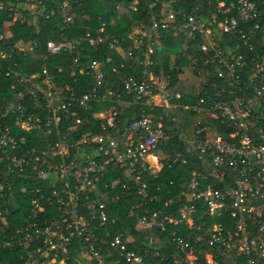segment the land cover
Here are the masks:
<instances>
[{"label": "built area", "instance_id": "built-area-1", "mask_svg": "<svg viewBox=\"0 0 264 264\" xmlns=\"http://www.w3.org/2000/svg\"><path fill=\"white\" fill-rule=\"evenodd\" d=\"M143 2L132 0V9ZM176 4L154 0L147 6L148 14L161 7L150 31L142 25L131 29L136 48L141 49L134 63L143 70L123 85L122 92L131 98L128 103L121 91L98 96L92 89L78 99L73 94L62 97L46 70L42 81L46 87L39 83L27 87L19 80L18 86L35 104L31 113L18 103L0 111L3 118L13 117L12 128L0 125V162L5 163L0 174V262L1 256L12 254L17 264H68L67 256L78 254L76 264L81 258L88 264H105L104 254L112 250L128 264H144L145 250L139 255L134 247L127 250L121 236L107 238L108 224L115 223L108 204L119 202L131 189L142 201L149 193L144 176L157 177L163 167H184L192 159L196 164L184 179L175 214H135L144 205L140 203L130 208L127 219L134 218L147 232L150 245L152 233H164L171 225L196 231L186 238L170 233L177 251L174 264H264V0H198L191 14L183 17ZM63 7L69 10L67 2ZM31 9L40 13L37 6ZM12 11L13 21L22 20L23 10ZM103 28L104 24L99 33ZM159 30L172 31L176 38L183 34V50L195 45L204 58L192 59L191 69L201 77L189 82L192 105L173 103L182 95L170 92L171 68L159 75L153 68L152 58L161 51ZM87 37L90 46L103 43L99 36ZM2 40L0 35V44ZM107 46L119 51L115 41ZM74 49L66 41L46 43L50 55ZM5 58L0 45V59ZM170 58L173 66L175 58ZM106 65H112L111 58L91 61L79 75L91 74L100 86ZM70 77L75 83L73 72ZM18 96L23 99L24 92ZM106 96L115 98L117 106H139L142 116L120 126L115 108L96 112L92 116L102 133L75 135L82 124L75 102L90 110L91 103L104 104ZM189 112L198 119L189 121ZM63 120L69 126L60 135ZM26 133L42 142L27 146ZM173 141L178 145L172 147L180 145L183 153H161ZM108 168L124 170L131 181L118 176L109 189L102 182ZM198 213L201 221L196 226Z\"/></svg>", "mask_w": 264, "mask_h": 264}, {"label": "trees", "instance_id": "trees-1", "mask_svg": "<svg viewBox=\"0 0 264 264\" xmlns=\"http://www.w3.org/2000/svg\"><path fill=\"white\" fill-rule=\"evenodd\" d=\"M154 0H144V2L132 9V0H0V35H3L1 47L6 53L5 59H0V111H4L11 103H18L26 112H34L32 105V96L25 89L18 86L20 79L26 81V86L34 88L35 83H39L46 87L43 79L48 76L55 78L56 89L61 92L62 97H70L73 94L75 99L82 97L92 89H96L97 95H106L109 91H121L122 99L126 103L131 98L126 96L123 91V85L130 77H137L143 70L134 63L137 56L141 55V49H137L135 37L131 35V29L143 26L146 31H150L153 20H156L161 5L153 8V14L147 12L148 4H152ZM169 1V0H168ZM176 10L181 16L191 14L193 7L198 0H176ZM68 3L69 10L63 5ZM31 6H37L39 14L31 9ZM23 10L22 20L13 21L14 12L12 10ZM67 17L71 18V22L66 23ZM104 24L102 33H99L100 26ZM101 37L103 43L98 47L89 45V39ZM172 31L159 30V45L161 48L160 55L156 54L153 59V68L157 75L161 72L168 71L170 78V92H179L182 98L173 100L174 104L192 105L194 97L191 95V86L189 82L200 81L199 72L192 70V59H204L199 53L195 45L187 50H182L173 55L170 49L178 44H183L185 38L183 34L178 37L173 36ZM54 41L60 43L66 41L75 45V49L59 55H50L46 51V43ZM115 41L119 51L110 50L107 46L108 42ZM180 42V43H179ZM22 46L26 51L17 47ZM174 56L175 62L172 66L169 58ZM107 58H111L112 65H106L103 70L101 85H97V81L92 75H79V71L84 69L91 61L103 62ZM123 67L120 68V65ZM113 67L117 68V72L112 71ZM46 70V75L43 74ZM74 73L75 83L72 82L71 73ZM166 73V75H167ZM165 75V76H166ZM165 76L163 77L165 80ZM177 82L179 85H177ZM71 88L72 93H68ZM24 92V98H19L18 94ZM38 95H41L37 92ZM116 99L106 96L104 104L91 103V109L85 110L75 102L74 109L78 117L82 120V124L77 128L75 135L92 133L101 134L99 122L92 116L93 113L106 111L115 108L118 111L119 125L126 126L132 121L139 119L142 114L140 107L117 106ZM39 103L42 101L39 100ZM144 103L141 101V104ZM189 121L193 122L198 119L195 113L189 112ZM185 118L182 117V119ZM187 119V117H186ZM13 117L3 118L0 116V125L13 126ZM72 121V119L70 120ZM66 121H62L60 135L66 134L68 129ZM28 140L27 146H37L42 142L40 138H31L30 134H25ZM172 144L178 145L176 141L168 143L162 149L161 153L166 152L172 155L173 152L183 153L182 147L174 149ZM187 166H178L174 169L163 167L157 177L146 175L143 177L144 182L148 185L149 193L147 197L138 200L131 192L122 195L119 202L108 204L109 218L114 219V224H108L106 228L107 238L112 239L115 236H121L127 241V250L135 252L139 255L145 250L144 264H174L173 257L177 254L174 244L170 241L169 235L175 232L180 238L188 236L194 237L196 231L188 230L187 226L180 227L168 226L164 233L154 232L151 234L153 242L150 245L146 238L147 232L141 230L137 226L136 220L127 219L132 206L143 203L144 205L135 210V214H142L145 211L149 213L160 211L163 216L176 213L181 204L179 192L183 187L184 179L188 173L193 170L194 162L190 159ZM4 164L0 162V174L4 169ZM109 170V171H108ZM106 176L103 178L104 184L108 188L113 186L116 177L125 178L124 170L108 168ZM126 181L129 178H125ZM171 183V184H170ZM132 185V184H131ZM160 186V190L156 187ZM110 191V190H109ZM115 191H119L115 189ZM121 191V190H120ZM171 201L169 207H165V203ZM128 213V214H127ZM201 214L196 217V226H199ZM14 219H9L12 223ZM105 232V230H104ZM131 241V242H129ZM107 253V254H106ZM104 256L105 264H128L124 257H119L112 250H108ZM157 253V255L155 254ZM74 255V256H73ZM78 254L67 256L68 264H76L74 260L78 259ZM73 256V258H71ZM0 264H17L13 259V255L4 254L1 256Z\"/></svg>", "mask_w": 264, "mask_h": 264}, {"label": "rangeland", "instance_id": "rangeland-1", "mask_svg": "<svg viewBox=\"0 0 264 264\" xmlns=\"http://www.w3.org/2000/svg\"><path fill=\"white\" fill-rule=\"evenodd\" d=\"M181 50H182V45L178 44L175 47L171 48L170 52H171V54L175 55V54L179 53ZM160 53H161V51H159L158 55H160ZM169 61L171 62L172 58H169ZM79 262H80V264H88L87 261L83 258H81L79 260Z\"/></svg>", "mask_w": 264, "mask_h": 264}]
</instances>
